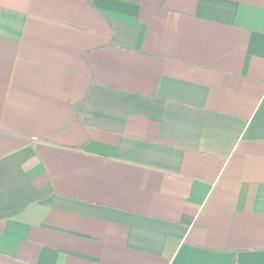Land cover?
<instances>
[{
	"label": "crops",
	"instance_id": "0c3cea01",
	"mask_svg": "<svg viewBox=\"0 0 264 264\" xmlns=\"http://www.w3.org/2000/svg\"><path fill=\"white\" fill-rule=\"evenodd\" d=\"M0 264H264V0H0Z\"/></svg>",
	"mask_w": 264,
	"mask_h": 264
}]
</instances>
